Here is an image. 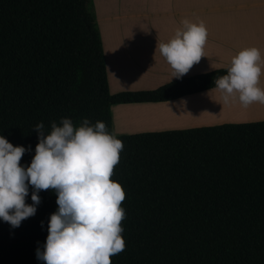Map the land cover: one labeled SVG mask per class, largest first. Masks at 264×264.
<instances>
[{"label": "trees", "instance_id": "1", "mask_svg": "<svg viewBox=\"0 0 264 264\" xmlns=\"http://www.w3.org/2000/svg\"><path fill=\"white\" fill-rule=\"evenodd\" d=\"M91 0H0V135L35 155L43 122L106 123L111 107L170 102L216 88L227 68L110 93ZM112 180L126 198V248L112 264H264V121L119 135ZM32 188L26 203L31 204ZM18 228L0 220V264H42L56 193ZM43 221V226L41 222Z\"/></svg>", "mask_w": 264, "mask_h": 264}, {"label": "clouds", "instance_id": "2", "mask_svg": "<svg viewBox=\"0 0 264 264\" xmlns=\"http://www.w3.org/2000/svg\"><path fill=\"white\" fill-rule=\"evenodd\" d=\"M173 38L159 44V52L181 78L203 55L207 30L203 22L185 19ZM264 58L256 47L234 55L227 74L214 80L224 104L237 101L248 108L264 104ZM34 131L38 135L35 155L29 165L21 164L31 146H14L0 135V220L18 228L36 214L41 203L39 193H56L58 208L49 217L48 235L36 258L42 264H112L111 257L126 248L121 207L126 198L119 182L111 179L120 161L124 143L108 131L103 121L92 124L84 118L79 126L72 119L51 123L46 134L43 122ZM31 186L32 203H26ZM43 226V221L41 222Z\"/></svg>", "mask_w": 264, "mask_h": 264}, {"label": "crops", "instance_id": "3", "mask_svg": "<svg viewBox=\"0 0 264 264\" xmlns=\"http://www.w3.org/2000/svg\"><path fill=\"white\" fill-rule=\"evenodd\" d=\"M136 3L132 13L122 11V13L111 14L110 12L106 17L103 15L102 19L103 30L105 25L110 29L107 23L118 22L129 17H133L141 25L150 26L148 31L123 39L125 45H128L127 57L123 56L121 46L112 52L114 62L120 63L122 58L128 60L130 67L136 72V80H141L132 90L153 89L175 78L172 77L173 69L160 55L158 46L173 38L177 29L183 28L182 22L185 19L197 24L203 22L207 30V40L203 48L204 56L183 76L228 68L232 57L248 47L258 48L264 58V0H136ZM103 35L101 41L106 66L105 38L107 35L104 31ZM106 72H108V66H106ZM260 87L264 88V75L260 78ZM126 90L131 89H117L113 93ZM170 102L146 104L158 105ZM250 106L253 107V105ZM260 119L251 122L264 121V117Z\"/></svg>", "mask_w": 264, "mask_h": 264}, {"label": "rangeland", "instance_id": "4", "mask_svg": "<svg viewBox=\"0 0 264 264\" xmlns=\"http://www.w3.org/2000/svg\"><path fill=\"white\" fill-rule=\"evenodd\" d=\"M91 9L96 17L101 37L103 31L107 35L106 66H108V81L110 93L117 89L136 88L141 80H136V72L130 67L128 60L122 58L119 63L114 62L113 51L121 46L123 56L127 57L128 45L123 41L127 36L148 31L149 25H141L139 21L129 17L110 22L102 26L103 15L111 12H133L136 0H91ZM106 23V22H105ZM112 53V57H111ZM112 64V65H111ZM110 78V79H109ZM166 83V82H165ZM253 105V104H252ZM264 104H255L244 108L237 101L224 104L222 93L214 89L196 95L183 97L166 104H120L111 107L112 133L116 136L146 131H163L187 129L192 127L213 126L221 123H241L261 120L264 117ZM142 116V117H141ZM131 119H135L132 120ZM131 127V129H130Z\"/></svg>", "mask_w": 264, "mask_h": 264}, {"label": "bare ground", "instance_id": "5", "mask_svg": "<svg viewBox=\"0 0 264 264\" xmlns=\"http://www.w3.org/2000/svg\"><path fill=\"white\" fill-rule=\"evenodd\" d=\"M255 104H257V103H254L253 105H255ZM263 105V104H262ZM142 117V116H141ZM130 129H131V127H130Z\"/></svg>", "mask_w": 264, "mask_h": 264}]
</instances>
